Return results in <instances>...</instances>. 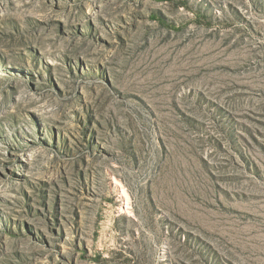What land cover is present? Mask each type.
I'll use <instances>...</instances> for the list:
<instances>
[{"label":"rangeland","instance_id":"obj_1","mask_svg":"<svg viewBox=\"0 0 264 264\" xmlns=\"http://www.w3.org/2000/svg\"><path fill=\"white\" fill-rule=\"evenodd\" d=\"M0 264H264V0H0Z\"/></svg>","mask_w":264,"mask_h":264},{"label":"bare ground","instance_id":"obj_2","mask_svg":"<svg viewBox=\"0 0 264 264\" xmlns=\"http://www.w3.org/2000/svg\"><path fill=\"white\" fill-rule=\"evenodd\" d=\"M113 185H114V187H116V188H118L119 187V185H118V183L115 181V180H113ZM120 188V187H119ZM119 199H120V202H121V206H120V210L121 211H123L124 209H126L127 207H126V203H125V200H126V194H125V192H124V189L122 190V189H120V192H119ZM124 200V202L122 203V201ZM126 204V205H125ZM128 214V213H127Z\"/></svg>","mask_w":264,"mask_h":264}]
</instances>
